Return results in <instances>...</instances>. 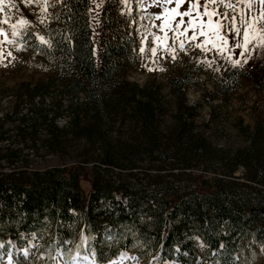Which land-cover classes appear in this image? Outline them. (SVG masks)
Masks as SVG:
<instances>
[{"label":"trees","instance_id":"obj_1","mask_svg":"<svg viewBox=\"0 0 264 264\" xmlns=\"http://www.w3.org/2000/svg\"><path fill=\"white\" fill-rule=\"evenodd\" d=\"M54 8L58 24L47 30L53 46L39 49L53 75L19 85L18 101L5 114L11 135L0 122L1 142L17 136L22 143L0 146V252L12 246L15 264H55L56 254L68 262L72 246L99 263L131 250L139 264H244L237 253L264 248V117L248 128L246 143L219 146L196 130L185 80L175 77L176 111L164 122L158 89L126 78L132 38L102 40L96 57L91 0H63ZM102 14L108 16L106 5ZM248 64L222 73L220 88L232 90L242 78L264 87V53ZM121 122L129 129L113 130ZM73 138L81 141L79 159L91 163L87 197L80 162L63 164ZM41 149L61 164L29 169L27 156ZM24 233L36 235L30 256L17 249L27 245Z\"/></svg>","mask_w":264,"mask_h":264},{"label":"rangeland","instance_id":"obj_2","mask_svg":"<svg viewBox=\"0 0 264 264\" xmlns=\"http://www.w3.org/2000/svg\"><path fill=\"white\" fill-rule=\"evenodd\" d=\"M51 2L55 5L58 4L57 0H51ZM201 3H203V0H201ZM149 4L150 0L144 8H140L134 0H129L127 6L122 0H91L90 20L96 57L100 52L102 40L112 39L118 37V35L131 37L133 41L131 52L133 62L131 68L127 71L126 78L138 86L158 89L162 101L164 100L167 113L163 117L164 122L172 120V116L176 111L177 88L174 85L175 82L172 83V78H179L177 82L184 79L185 82L181 86L184 90V100L187 106L194 108L196 130H205L211 140L225 148H233L246 143L248 128L253 126L257 117H264V87L258 88L252 80L242 78L239 85L232 90L221 89L219 76L233 66L227 60L222 59L214 49H211V45H207L210 49L207 52L197 49L195 47L196 43H201L202 48L205 47L203 37H199L195 42L185 39L186 52L179 49V39L173 41L174 34L172 32H168V39L165 40L163 31L158 27H153L148 20L140 19L141 16L162 12V9L149 6ZM105 5L108 16L103 17L102 8ZM169 7H175V5H169ZM187 7L188 4L186 3L178 11H184ZM4 8L5 10L0 12V20L7 19L8 22L0 25V27H4L6 33H10L12 31L11 24L16 23L18 32L27 27L29 32H36L50 38L47 30L57 23L54 15L55 8L50 7L47 9L50 15L44 19V23H40L36 15L40 12V8L35 5H28L24 0H12V3H6ZM109 15L113 16L110 18ZM22 18L28 20L31 26L20 25L18 22ZM175 19L178 20L180 17ZM184 19L187 20L188 18L185 17ZM104 23L109 24L104 26ZM160 23L162 21H155L157 25ZM174 23L175 21H173ZM142 25H147V27H142ZM153 33H155V36L152 35ZM191 34L190 30L186 36H191ZM156 36L161 37V39L156 40ZM9 38L14 40L15 43L3 42L0 46V51L4 53V58L0 60V122H4L2 129H7L8 134L11 135L13 133L12 124L5 119V114L11 113L16 101H18L16 93L19 85L23 83L31 87L39 83H45L49 77H52L53 71L50 62L39 50L38 40L35 37H27L24 41H21L19 37ZM180 39H184V37H180ZM4 40L5 37L0 36V42ZM142 43L146 49L157 46V44H171L176 50V59L173 60L171 56H166L162 48L158 51L156 57H151L147 51L142 55L140 53ZM9 52H11V55H7ZM238 53L239 50L232 56V59H240V66L249 65V61L244 63V58L240 57ZM259 53H264V50L256 49L253 51L251 59ZM225 55H228V53L226 52ZM206 60L213 62L212 68L203 63ZM161 68L164 70L161 71ZM216 68L220 70L216 71ZM149 69L153 70L150 71ZM66 101L67 99L64 103ZM56 122L58 125H64L66 120L58 119ZM118 128L119 131H127L129 129L128 122L115 125L113 130H118ZM16 140L17 136H11L8 142L0 141V146L5 147L8 144H11V146L13 144L22 145L21 142ZM80 143L81 141H77L75 138L71 139L63 152L66 162V164H63L66 167L78 161L80 162L82 168L80 169L79 185L83 194L87 197L91 189L92 168L90 162H83L82 159H79L77 151L81 150ZM25 152L26 150H23V153ZM32 154L30 153L27 156V160L30 162L28 164L29 169L33 165L43 168L61 164L57 155L49 149H41L36 156ZM22 162L26 161H21L19 164ZM2 163L4 162L0 160V164ZM237 174H241V172L237 171ZM71 212L77 215L78 211L72 209ZM22 237L27 238V245L19 248L18 251L30 256L33 254L37 242L36 235L24 233ZM2 245L3 243L0 241L1 248ZM25 249H27V252H25ZM72 249L73 246L68 251L71 252V255L69 256L70 262L67 264H95L93 261L91 262V259H85L86 255L81 257ZM128 252L133 253L131 250L124 252L126 255L123 259L120 255L113 260L115 264H139L137 259ZM14 253L12 246H9L8 250H2L0 252V264H14L12 260ZM237 255L242 258L244 264H263L264 248L261 244L252 245L249 251L243 249ZM72 257H75V259H72ZM55 261L56 264H66L62 261L60 254L55 256ZM172 263L175 262H163V264Z\"/></svg>","mask_w":264,"mask_h":264},{"label":"snow or ice","instance_id":"obj_3","mask_svg":"<svg viewBox=\"0 0 264 264\" xmlns=\"http://www.w3.org/2000/svg\"><path fill=\"white\" fill-rule=\"evenodd\" d=\"M24 2L40 8V12L36 14L40 23H44V19L50 15L47 9L56 6L51 0H24ZM62 2L63 0H57V3ZM122 2L126 6L129 4V0H122ZM134 2L140 8H144L145 4L149 3V0H134ZM6 3L11 4L12 0H0V12L5 10L4 6ZM186 3L188 4L187 9L178 11ZM173 4L175 7L170 8L169 5ZM12 6L14 7L15 5ZM149 6L162 9V12L141 16L140 19L148 20L153 27H158L163 31L165 40L168 39V32H172L174 34L172 37L173 41L175 42V40L179 39V49L181 51L186 52L185 39L195 42L199 37H203V45L205 47L202 48L201 43H196L195 47L197 49L207 52L210 50L207 45H211V49H214L222 59L227 60L233 67H236L241 65L240 59H232L237 50H239L238 55L244 58V63H248L252 52L256 49L264 50V0H203V3H201V0H150ZM176 17H180V19L176 20ZM185 17L188 19L185 20ZM155 21H162V23L157 25ZM173 21H175L174 24ZM7 22V19L0 20V25ZM18 23L31 26L30 22L23 18ZM142 27L146 28L147 25H142ZM11 29L10 33H6L5 28L0 27V36L5 37V40L0 42V46H2L3 42L15 43L9 37H19L21 41H24L27 37H35L41 49L44 47L50 49L53 46L50 38H46L36 32H29L27 27L18 32L17 24L13 23L11 24ZM190 30L191 36H186ZM177 33L178 35H176ZM152 35L155 36V33ZM180 37H184V39H180ZM155 39L160 40L161 37L156 36ZM161 48L166 56H171L173 60L176 59L175 48L167 43L164 45L157 44V46H151L147 49L142 43L140 53L143 55L147 51L151 57H156ZM226 52L228 55H225ZM7 55H11V52ZM3 58L4 53L0 51V60ZM203 63H206L209 68L213 67V62L211 61L206 60ZM145 66L147 67V65ZM160 70L163 71L164 69L161 68ZM215 70L219 71L220 69L216 68ZM86 240V237H82L81 245ZM81 245H77V249ZM25 252H27V249H25ZM89 254L96 257L95 248L90 249ZM120 255L123 259L126 254L121 253ZM84 258L87 259L88 257ZM72 259H75V257H72ZM109 264H115V262L109 261Z\"/></svg>","mask_w":264,"mask_h":264},{"label":"bare ground","instance_id":"obj_4","mask_svg":"<svg viewBox=\"0 0 264 264\" xmlns=\"http://www.w3.org/2000/svg\"><path fill=\"white\" fill-rule=\"evenodd\" d=\"M115 260V259H114ZM172 264H177L176 262L175 263H172Z\"/></svg>","mask_w":264,"mask_h":264}]
</instances>
